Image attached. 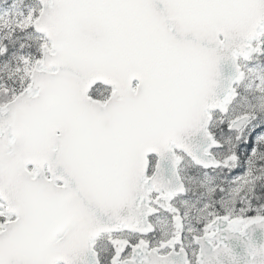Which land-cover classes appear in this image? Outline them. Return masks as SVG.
Listing matches in <instances>:
<instances>
[{
  "label": "snow or ice",
  "instance_id": "obj_1",
  "mask_svg": "<svg viewBox=\"0 0 264 264\" xmlns=\"http://www.w3.org/2000/svg\"><path fill=\"white\" fill-rule=\"evenodd\" d=\"M0 264H264V0H0Z\"/></svg>",
  "mask_w": 264,
  "mask_h": 264
}]
</instances>
